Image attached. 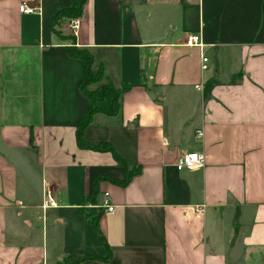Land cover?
<instances>
[{"label": "crops", "instance_id": "0c3cea01", "mask_svg": "<svg viewBox=\"0 0 264 264\" xmlns=\"http://www.w3.org/2000/svg\"><path fill=\"white\" fill-rule=\"evenodd\" d=\"M73 7L0 0V264H264V0H87L78 37L58 17ZM69 48L103 69L92 91L130 87L83 132L139 169L126 186L78 145L91 101ZM188 152L202 169H176Z\"/></svg>", "mask_w": 264, "mask_h": 264}, {"label": "trees", "instance_id": "16d2710c", "mask_svg": "<svg viewBox=\"0 0 264 264\" xmlns=\"http://www.w3.org/2000/svg\"><path fill=\"white\" fill-rule=\"evenodd\" d=\"M87 0H74V7L70 10L62 11L58 14V17L61 15H67L71 18H79L83 15V8L86 4ZM69 53L71 56L79 58L83 61L84 65V75L80 85L81 90L84 94L90 99L91 107L87 113V115L80 121L77 128V140L78 145L82 149H93L102 152H111L116 161L120 166H122L125 170V180L122 182V185L126 186L132 179L133 176L139 173V169L130 170L125 161L116 153L114 148L109 144H100V145H92L87 143L83 139V132L86 127L91 123L92 117L96 113H103L108 116H117L121 112L122 108V95L125 91H127L130 87H123L122 89H117L112 84V82L108 81L105 84H101L96 90L88 91L87 87L91 84H98L104 80V71L100 69L97 73H94L92 70L93 67V56L86 50H79L78 48H69ZM94 226L99 231L97 219L93 221ZM102 238V237H101ZM103 239V238H102ZM105 243V241H104ZM101 260L95 257H89L80 259L76 262L71 260H65L63 264H80L86 260ZM106 263L110 264V259L103 260ZM117 264V263H112Z\"/></svg>", "mask_w": 264, "mask_h": 264}, {"label": "built area", "instance_id": "2783aa9c", "mask_svg": "<svg viewBox=\"0 0 264 264\" xmlns=\"http://www.w3.org/2000/svg\"><path fill=\"white\" fill-rule=\"evenodd\" d=\"M20 12L23 14L31 15V14H37L40 12V8L38 7H31L28 5L27 2H24L20 5ZM68 26L72 32V35L74 37H78V32L80 30L81 26V19L80 18H73L70 19L68 22ZM186 45L189 47H198L202 50V70L207 71L209 69L208 63L210 62L209 57L205 53V46L202 43L201 36L200 35H194L188 37L186 41ZM199 88V86H198ZM202 136V131H197V137ZM205 155L198 153V152H188L186 154H183L180 159L178 160L176 164V169L178 171H185V170H199L202 169L205 165ZM106 197L109 196L108 193L105 194ZM58 206L57 201L55 197L52 195L50 191H47L45 201L41 206V209L43 211V215L40 217L43 222L46 221V212L47 210L51 208H56ZM104 208L108 213H111L114 211L115 207L111 204L107 203L104 205Z\"/></svg>", "mask_w": 264, "mask_h": 264}, {"label": "rangeland", "instance_id": "374dc122", "mask_svg": "<svg viewBox=\"0 0 264 264\" xmlns=\"http://www.w3.org/2000/svg\"><path fill=\"white\" fill-rule=\"evenodd\" d=\"M79 18H80V17H79ZM92 85H93V84H91V85H89V86L87 87L88 91H92V89H91V88H92Z\"/></svg>", "mask_w": 264, "mask_h": 264}]
</instances>
